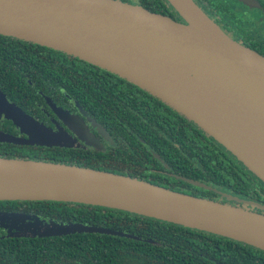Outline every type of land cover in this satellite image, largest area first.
Returning <instances> with one entry per match:
<instances>
[{
	"label": "water",
	"instance_id": "1",
	"mask_svg": "<svg viewBox=\"0 0 264 264\" xmlns=\"http://www.w3.org/2000/svg\"><path fill=\"white\" fill-rule=\"evenodd\" d=\"M183 22L121 0H0V35L38 44L115 74L157 97L216 140L264 184V56L226 35L192 0H166ZM248 8L257 0H237ZM68 130L47 127L0 90V118L19 134L0 130V142L79 147L111 142L101 125L47 101ZM226 201L259 206L203 182ZM0 201H54L117 209L248 244L264 251V214L227 202L174 191L127 175L43 161L0 158ZM13 215V216H12ZM35 219L36 233L131 235L79 223ZM40 220V221H39Z\"/></svg>",
	"mask_w": 264,
	"mask_h": 264
},
{
	"label": "trees",
	"instance_id": "2",
	"mask_svg": "<svg viewBox=\"0 0 264 264\" xmlns=\"http://www.w3.org/2000/svg\"><path fill=\"white\" fill-rule=\"evenodd\" d=\"M121 1L172 19L176 13L166 0ZM201 4L202 12L208 10L216 25L232 15L214 0ZM0 90L33 118L39 116L36 120L44 125L40 119L47 117L42 108L55 116L48 100L72 114H79V105L111 138V142L103 139L102 151L83 143L48 148L0 142V158L127 175L232 205L236 204L220 194L177 177L203 182L244 200L264 199V184L192 121L135 84L79 58L0 35ZM0 130L19 133L5 119L0 120ZM236 206L264 214V203H259L260 211ZM0 210L132 236L75 233L18 238L0 228V264H264V251L248 244L122 210L54 201H0Z\"/></svg>",
	"mask_w": 264,
	"mask_h": 264
},
{
	"label": "flooded vegetation",
	"instance_id": "3",
	"mask_svg": "<svg viewBox=\"0 0 264 264\" xmlns=\"http://www.w3.org/2000/svg\"><path fill=\"white\" fill-rule=\"evenodd\" d=\"M193 1L198 7H200L201 10L204 9L203 4H201L202 0L201 2L197 0H193ZM214 1L221 4L224 8L230 11L228 16H230V13H232L230 18L219 20L217 22V26L234 41L264 56V0H257V2L259 3V7H254V8H248L247 6L243 5L237 0H214ZM204 12L207 16L209 17L211 16L213 18L212 21H214L215 17H213L208 12V10H204ZM173 19L178 22H183V20L179 17L177 13L174 14ZM42 110L47 118H44L41 116L42 119L40 120H42L47 127L56 129L57 126H59L63 130L68 132L66 127L57 117L50 116L49 113L44 108H42ZM36 117L37 118L35 119L39 118V116H36ZM2 119L3 118H0V120ZM47 122H49V124ZM87 125L89 126L91 132L95 136H97L101 142H103V138L98 136L95 129H93L90 126V124H88V122H87ZM17 135H21V134L18 133ZM247 201L255 202L258 205L259 203L261 204L264 203V199H262L260 202H258L257 200H250V199H247ZM231 203L236 204V205L239 204L241 206L245 205L244 202L240 203V202L232 201ZM252 207L260 211L259 206H252ZM0 212L11 213V214L15 213L18 215L24 214V213H20L16 211L0 210ZM24 215H28V214H24ZM40 220L42 221V219ZM34 222H35V219L29 220L28 218H26L22 220V219L15 218V217H1L0 218V228H2L6 232V234H8V236H16L18 238H21L23 236L27 237L26 235L28 233L33 234L38 231V227L31 228V229L29 228V227L35 226Z\"/></svg>",
	"mask_w": 264,
	"mask_h": 264
}]
</instances>
